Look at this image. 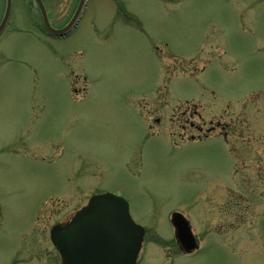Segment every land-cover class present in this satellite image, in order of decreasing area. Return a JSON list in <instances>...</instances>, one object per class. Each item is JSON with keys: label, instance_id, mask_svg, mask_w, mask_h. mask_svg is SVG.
Returning a JSON list of instances; mask_svg holds the SVG:
<instances>
[{"label": "rangeland", "instance_id": "1", "mask_svg": "<svg viewBox=\"0 0 264 264\" xmlns=\"http://www.w3.org/2000/svg\"><path fill=\"white\" fill-rule=\"evenodd\" d=\"M78 2L46 0L51 26ZM41 23L12 0L0 33V264H60L49 230L107 192L145 230L137 264H264V0H86L67 35Z\"/></svg>", "mask_w": 264, "mask_h": 264}, {"label": "water", "instance_id": "2", "mask_svg": "<svg viewBox=\"0 0 264 264\" xmlns=\"http://www.w3.org/2000/svg\"><path fill=\"white\" fill-rule=\"evenodd\" d=\"M46 30L54 36L66 35L77 23L86 0H80L69 22L53 28L41 0H34ZM0 33L5 27L11 0H5ZM179 248L191 252L198 247L189 222L178 212L171 215ZM144 229L130 216L127 201L112 193L96 194L64 226L56 225L50 239L59 252L62 264H135Z\"/></svg>", "mask_w": 264, "mask_h": 264}, {"label": "flooded vegetation", "instance_id": "3", "mask_svg": "<svg viewBox=\"0 0 264 264\" xmlns=\"http://www.w3.org/2000/svg\"><path fill=\"white\" fill-rule=\"evenodd\" d=\"M44 3H45V6H46V9H47V3H46V0H42ZM47 12H48V9H47ZM219 126V124L217 123L216 124V126L215 127H213V128H209V130H207L208 132L209 131H212L213 129H215V128H217ZM212 127V126H211ZM206 136H208V135H206ZM205 136V137H206ZM191 139H193V138H191ZM66 221H64V222H62L61 224H64ZM178 244V243H177ZM180 249V248H179ZM59 256V255H58ZM59 263H60V259H59ZM14 264V263H13ZM136 264H137V258H136Z\"/></svg>", "mask_w": 264, "mask_h": 264}]
</instances>
